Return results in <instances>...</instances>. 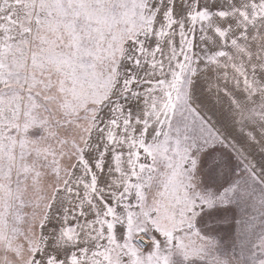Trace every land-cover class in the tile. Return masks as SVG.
Segmentation results:
<instances>
[{
  "label": "snow or ice",
  "instance_id": "6c2138e0",
  "mask_svg": "<svg viewBox=\"0 0 264 264\" xmlns=\"http://www.w3.org/2000/svg\"><path fill=\"white\" fill-rule=\"evenodd\" d=\"M240 202L264 264V0H0V264H239Z\"/></svg>",
  "mask_w": 264,
  "mask_h": 264
},
{
  "label": "rangeland",
  "instance_id": "374dc122",
  "mask_svg": "<svg viewBox=\"0 0 264 264\" xmlns=\"http://www.w3.org/2000/svg\"><path fill=\"white\" fill-rule=\"evenodd\" d=\"M39 134V130L34 133L37 136ZM210 151L216 152L217 155L222 154L224 161L237 174L241 171L239 160L235 158L230 149L217 145L214 149H210ZM234 178L231 172L226 176L220 175L213 179H206L204 173H201V188L205 192H222ZM253 212H255L257 219H259V211L251 209L244 202L233 204L228 208H213L203 213L201 218H198L197 226L206 237L213 238L217 241V254L221 257L239 261V264H246L248 260V245L254 237L251 234L245 237L241 230V221L250 217ZM209 215L218 217L227 216L229 222H221L215 226L207 225L204 217ZM0 260H3L2 256H0ZM171 264H189V262L185 261L181 254L176 253L172 256ZM191 264H203V261L194 259L191 261Z\"/></svg>",
  "mask_w": 264,
  "mask_h": 264
}]
</instances>
